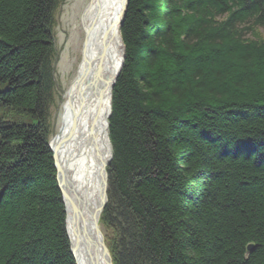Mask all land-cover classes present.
Listing matches in <instances>:
<instances>
[{"label": "trees", "instance_id": "1", "mask_svg": "<svg viewBox=\"0 0 264 264\" xmlns=\"http://www.w3.org/2000/svg\"><path fill=\"white\" fill-rule=\"evenodd\" d=\"M60 3L0 0V264H75L48 146ZM257 27L264 0H128L100 219L113 264H264Z\"/></svg>", "mask_w": 264, "mask_h": 264}, {"label": "bare ground", "instance_id": "2", "mask_svg": "<svg viewBox=\"0 0 264 264\" xmlns=\"http://www.w3.org/2000/svg\"><path fill=\"white\" fill-rule=\"evenodd\" d=\"M121 0H79L73 9V53L50 146L63 178L66 233L77 264H107L95 231L102 177L110 159L111 87L123 54L118 24ZM101 226V223L99 222Z\"/></svg>", "mask_w": 264, "mask_h": 264}, {"label": "rangeland", "instance_id": "3", "mask_svg": "<svg viewBox=\"0 0 264 264\" xmlns=\"http://www.w3.org/2000/svg\"><path fill=\"white\" fill-rule=\"evenodd\" d=\"M79 0H61L60 6L55 14V26L53 30L54 48L56 52V61L54 64V73L56 81V97L55 104L50 109L49 126L51 135L48 142L49 149L50 141L57 132V124L60 114L61 103L63 100L64 92L69 87L73 67L70 65L73 59V31L74 24L72 20L73 9ZM247 39L260 41L264 39V28L257 27L252 32L247 31ZM123 43V42H122ZM124 47V46H123ZM106 241L110 240V232L101 226ZM109 249V248H108Z\"/></svg>", "mask_w": 264, "mask_h": 264}, {"label": "water", "instance_id": "4", "mask_svg": "<svg viewBox=\"0 0 264 264\" xmlns=\"http://www.w3.org/2000/svg\"><path fill=\"white\" fill-rule=\"evenodd\" d=\"M127 3H128V0H121V11L119 12L116 20H115V24H118V28H119V32H120V28L123 24V20H124V16H125V12H126V7H127ZM124 47H123V54H122V59H121V62H120V66H119V69L114 77V80H113V83H112V87H111V91L114 87V84L116 82V79L118 77V75L120 74V71H121V68L123 66V62H124ZM110 115H111V106H110ZM110 115H109V118H110ZM108 129H109V122H108ZM53 139V138H52ZM52 141V140H51ZM50 141V143H51ZM51 148V146H50ZM51 152H52V158L54 160V167L56 169V180H57V183H58V188L61 192V195H63V191H62V188L60 186V179L63 178L62 176V172L60 170V167L58 166V163H57V160H56V150L51 148ZM111 159H112V154L110 155V159L109 161L106 163V166H105V169H104V173L102 177V191H101V203L99 205V207L97 208L95 214H94V219H95V231L97 233V235L99 236L100 238V248L102 250V253L104 256L108 257V262L107 264H113V261H112V257H111V254H110V251L106 245V242H105V237H104V234L102 233V230L100 228V225H99V222H100V219H101V215H102V212L103 210L105 209L107 203H108V194H107V191H108V173H107V167L109 166L110 162H111ZM249 249H252L251 246H249ZM70 251H71V254L73 256V259L75 261V264L76 263V259L72 253V250H71V245H70Z\"/></svg>", "mask_w": 264, "mask_h": 264}]
</instances>
